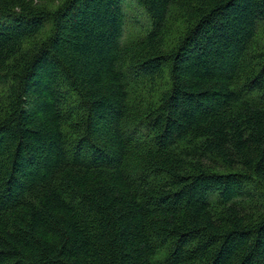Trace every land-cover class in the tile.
I'll list each match as a JSON object with an SVG mask.
<instances>
[{
  "label": "trees",
  "instance_id": "16d2710c",
  "mask_svg": "<svg viewBox=\"0 0 264 264\" xmlns=\"http://www.w3.org/2000/svg\"><path fill=\"white\" fill-rule=\"evenodd\" d=\"M263 26L264 0H0V264H264Z\"/></svg>",
  "mask_w": 264,
  "mask_h": 264
},
{
  "label": "rangeland",
  "instance_id": "374dc122",
  "mask_svg": "<svg viewBox=\"0 0 264 264\" xmlns=\"http://www.w3.org/2000/svg\"><path fill=\"white\" fill-rule=\"evenodd\" d=\"M127 12V25L125 29L124 41H128L134 36L145 33L151 27V19L144 9L129 2L126 6ZM258 41L264 45V26L258 34Z\"/></svg>",
  "mask_w": 264,
  "mask_h": 264
}]
</instances>
